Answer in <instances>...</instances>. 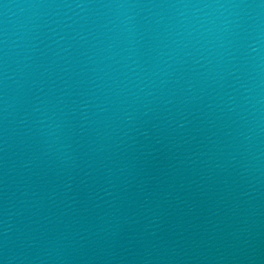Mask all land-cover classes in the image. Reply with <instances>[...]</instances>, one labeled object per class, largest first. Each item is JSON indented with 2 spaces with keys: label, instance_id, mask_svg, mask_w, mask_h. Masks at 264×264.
<instances>
[{
  "label": "water",
  "instance_id": "water-1",
  "mask_svg": "<svg viewBox=\"0 0 264 264\" xmlns=\"http://www.w3.org/2000/svg\"><path fill=\"white\" fill-rule=\"evenodd\" d=\"M0 264H264V0H0Z\"/></svg>",
  "mask_w": 264,
  "mask_h": 264
},
{
  "label": "clouds",
  "instance_id": "clouds-1",
  "mask_svg": "<svg viewBox=\"0 0 264 264\" xmlns=\"http://www.w3.org/2000/svg\"><path fill=\"white\" fill-rule=\"evenodd\" d=\"M253 51H255V49H253Z\"/></svg>",
  "mask_w": 264,
  "mask_h": 264
}]
</instances>
